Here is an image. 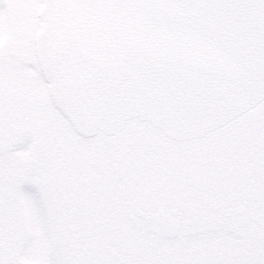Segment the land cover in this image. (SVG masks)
Listing matches in <instances>:
<instances>
[{
  "label": "rangeland",
  "instance_id": "obj_1",
  "mask_svg": "<svg viewBox=\"0 0 264 264\" xmlns=\"http://www.w3.org/2000/svg\"><path fill=\"white\" fill-rule=\"evenodd\" d=\"M40 3L0 0V264H264V210L251 201L264 198V103L188 143L138 124L113 139H81L40 76ZM136 152L139 188L196 219L185 213L179 227L135 214L128 165ZM239 208L254 229L225 223Z\"/></svg>",
  "mask_w": 264,
  "mask_h": 264
},
{
  "label": "water",
  "instance_id": "obj_2",
  "mask_svg": "<svg viewBox=\"0 0 264 264\" xmlns=\"http://www.w3.org/2000/svg\"><path fill=\"white\" fill-rule=\"evenodd\" d=\"M37 15L41 77L83 139L139 120L198 141L264 102V0H42Z\"/></svg>",
  "mask_w": 264,
  "mask_h": 264
},
{
  "label": "flooded vegetation",
  "instance_id": "obj_3",
  "mask_svg": "<svg viewBox=\"0 0 264 264\" xmlns=\"http://www.w3.org/2000/svg\"><path fill=\"white\" fill-rule=\"evenodd\" d=\"M237 121H235V122H237ZM235 122H233L232 124H234ZM133 124H138V125L142 126V128H149L152 132L159 133L158 135L161 138L166 139L169 142H172V141L168 140L167 138H165L160 132L153 129L150 125H148L146 123H142L138 120H134V121L127 123L121 134L125 133L126 130L128 129V127H131ZM130 129H131V132H135V131H138L139 129H141V127L133 126ZM121 134H119V135H121ZM119 135H117L116 137H118ZM148 135H151V132L147 131L144 134L143 139H141L137 135H133L132 138H133L134 142L139 143L142 140H145ZM113 138H115V137L108 138V139H113ZM172 143H175V142H172ZM139 149H142V147ZM139 153L140 152H136L129 157V165H128V171H129V175H130V181L128 182V185H129L128 188L130 189L129 190L130 200L135 203L134 204L135 205L134 208L136 209L135 214L139 217L144 218V220L148 221V222H159V223L166 222L169 224H176L178 226L180 223H182L181 220H183V219H188V218H189V220H191L192 218L196 219V216H195L196 213H194L190 209H189L190 210L189 212H185L186 214L188 213V218H186L187 216L184 213L183 208H182V211H180L181 214L178 213L181 216H178L177 214H175V212H172V213L167 212V210H166L167 206L166 205L168 204V202L166 201L165 195H163L161 192H158L156 189L151 190L150 188L147 189L146 187H143V186L139 188L141 181L139 179L138 172H140L141 171L140 169L143 168L142 164L139 165L138 156L136 155ZM139 160H140V158H139ZM136 170H139V171L137 172ZM261 178H262V176H261ZM260 185H262L261 179H260ZM263 186H264V179H263ZM251 201L254 202L255 206H256V204H259V207L263 208V210H264V198L258 196V198H254V200L252 199ZM213 204H215V203H213ZM226 204H228V202ZM177 207H179V206L177 205ZM245 209H246L247 219L249 221L248 230H252V229H254L253 228L254 224L250 223L249 211L247 208H245ZM183 213L185 215H182ZM222 218H223V216H222Z\"/></svg>",
  "mask_w": 264,
  "mask_h": 264
}]
</instances>
